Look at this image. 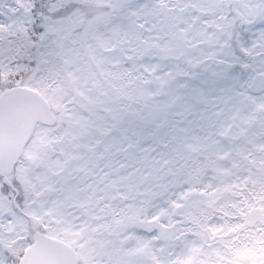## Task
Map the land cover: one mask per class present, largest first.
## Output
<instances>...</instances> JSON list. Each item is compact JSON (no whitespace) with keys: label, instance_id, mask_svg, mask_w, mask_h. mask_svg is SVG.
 I'll return each mask as SVG.
<instances>
[{"label":"snow or ice","instance_id":"snow-or-ice-1","mask_svg":"<svg viewBox=\"0 0 264 264\" xmlns=\"http://www.w3.org/2000/svg\"><path fill=\"white\" fill-rule=\"evenodd\" d=\"M0 264H264V0H0Z\"/></svg>","mask_w":264,"mask_h":264}]
</instances>
